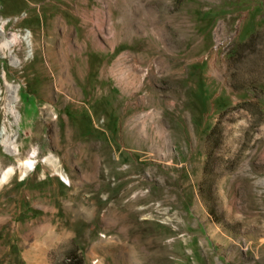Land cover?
<instances>
[{"label":"rangeland","instance_id":"1","mask_svg":"<svg viewBox=\"0 0 264 264\" xmlns=\"http://www.w3.org/2000/svg\"><path fill=\"white\" fill-rule=\"evenodd\" d=\"M10 167L0 264H264V0H0Z\"/></svg>","mask_w":264,"mask_h":264},{"label":"bare ground","instance_id":"2","mask_svg":"<svg viewBox=\"0 0 264 264\" xmlns=\"http://www.w3.org/2000/svg\"><path fill=\"white\" fill-rule=\"evenodd\" d=\"M8 89L10 90V84L7 85ZM17 94H15L14 92L7 94L4 100V107H5V112L9 113V114H14V107H15V103L17 101ZM2 100V99H1ZM3 132L5 133V128L3 129ZM4 142V141H3ZM9 152L15 153V151L17 150H8ZM36 154L35 151H33L30 155V157L27 160L21 161L19 163V169H20V173H21V178H23L24 176H27V171L28 170H33L35 168V165L37 163L36 160ZM16 168L15 167H10L5 171H2L1 175H0V185L4 182H6L15 172H16ZM24 177V178H25Z\"/></svg>","mask_w":264,"mask_h":264}]
</instances>
